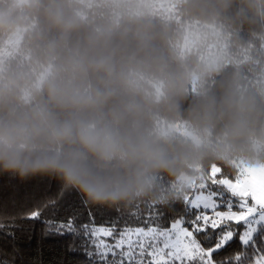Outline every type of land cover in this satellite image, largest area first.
Returning a JSON list of instances; mask_svg holds the SVG:
<instances>
[{
	"label": "clouds",
	"instance_id": "9594fccd",
	"mask_svg": "<svg viewBox=\"0 0 264 264\" xmlns=\"http://www.w3.org/2000/svg\"><path fill=\"white\" fill-rule=\"evenodd\" d=\"M264 175V0H0V178L119 214Z\"/></svg>",
	"mask_w": 264,
	"mask_h": 264
},
{
	"label": "snow or ice",
	"instance_id": "6c2138e0",
	"mask_svg": "<svg viewBox=\"0 0 264 264\" xmlns=\"http://www.w3.org/2000/svg\"><path fill=\"white\" fill-rule=\"evenodd\" d=\"M83 205V200L69 203L62 189H45L30 205L28 220L73 242L75 250L90 257L86 264H264V175L238 181L214 170L209 182L185 197L180 212L172 209L164 218L172 221L167 230L151 209L150 218L141 221L144 227L118 229L115 216L98 223L94 211ZM133 217L139 219L140 212L125 214ZM14 231L0 221L7 248L0 250V264H28L8 234ZM129 233L137 234L135 244Z\"/></svg>",
	"mask_w": 264,
	"mask_h": 264
},
{
	"label": "trees",
	"instance_id": "16d2710c",
	"mask_svg": "<svg viewBox=\"0 0 264 264\" xmlns=\"http://www.w3.org/2000/svg\"><path fill=\"white\" fill-rule=\"evenodd\" d=\"M54 188L64 190L68 195L69 203L78 204L82 200L79 193L64 189L55 181L43 180L20 184L7 178H0V221L7 222L8 228L15 229L8 234L14 236L15 247L28 264H86L90 257L83 250H75L73 242L58 234L50 233L40 222L28 220V210L33 201L41 199L45 189L51 191ZM183 207L184 204H180L174 209L180 212ZM83 208L84 210L92 209L98 217V223L109 215L115 216L118 229L144 227L141 221H147L150 218L149 209L141 211L139 219L136 217L126 219L125 214L114 211L93 208L89 205H83ZM171 211L172 209L152 210L153 216L158 214L157 223L160 227L166 229L172 223L171 220L167 223L164 221ZM44 214L45 212L42 211V215ZM133 220L136 222L133 223ZM4 243L6 238L0 234V250L7 252V248L3 247Z\"/></svg>",
	"mask_w": 264,
	"mask_h": 264
},
{
	"label": "rangeland",
	"instance_id": "374dc122",
	"mask_svg": "<svg viewBox=\"0 0 264 264\" xmlns=\"http://www.w3.org/2000/svg\"><path fill=\"white\" fill-rule=\"evenodd\" d=\"M170 227H171V224L166 228V230H167V229H170ZM137 238H138V237H137V234H135V233H129V239L132 241L133 244H135ZM104 239H105L106 241H110V240H111L110 237H104ZM161 239H162V238H161Z\"/></svg>",
	"mask_w": 264,
	"mask_h": 264
}]
</instances>
